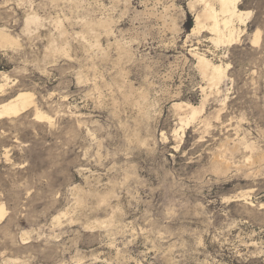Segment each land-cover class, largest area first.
<instances>
[{"label": "rangeland", "instance_id": "1", "mask_svg": "<svg viewBox=\"0 0 264 264\" xmlns=\"http://www.w3.org/2000/svg\"><path fill=\"white\" fill-rule=\"evenodd\" d=\"M237 8L218 44L198 0H0V104L33 96L0 119V264H264V0Z\"/></svg>", "mask_w": 264, "mask_h": 264}, {"label": "bare ground", "instance_id": "2", "mask_svg": "<svg viewBox=\"0 0 264 264\" xmlns=\"http://www.w3.org/2000/svg\"><path fill=\"white\" fill-rule=\"evenodd\" d=\"M198 1L203 4V10L201 12L202 14L200 16H197V19H196L197 27H199L200 25L199 20L201 17L204 19L205 22H208L207 28H209V30L214 35L215 37L214 41L216 43L218 44L232 43V41L234 40L235 32L231 26V23L233 22L234 19H237L242 22L243 16L249 15V12L243 13L238 10L237 4L240 0H198ZM214 3L219 6V10H217L214 7L213 5ZM28 20H31V19H28ZM31 21L33 22V19ZM221 26L223 27V30L221 29ZM259 39H260L259 32H256L253 37V43L257 44L259 42ZM6 46L15 47V46H19V44L16 41V39L12 38L11 36L6 34L1 29L0 30V47L4 48ZM197 59H198V65L203 74H206L209 71L212 75V80L214 81L215 80L221 81L222 78H224L225 73L221 65H214L203 56L198 55ZM214 81L212 83H214ZM4 88H5V85L0 84V94L4 92ZM32 97L33 96L29 92H20L18 94H15L13 98L1 103L0 104V119L11 118L24 111H27V109H29V107L33 103ZM186 106H187V109L190 110V115H191L190 119L191 120L196 119L195 117L197 116L196 114L198 113L197 109L194 107H189L188 105ZM174 107L181 108L182 105L175 104ZM45 118L46 116L41 113L35 114L36 120H42V119L45 120ZM187 122H189V120H187ZM4 215H5L4 208L3 206L0 205V221L2 220Z\"/></svg>", "mask_w": 264, "mask_h": 264}]
</instances>
